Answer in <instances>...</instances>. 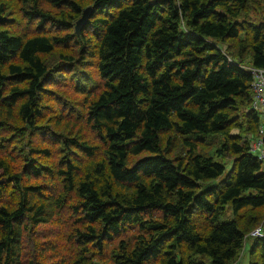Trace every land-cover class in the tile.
Segmentation results:
<instances>
[{"label":"trees","instance_id":"trees-1","mask_svg":"<svg viewBox=\"0 0 264 264\" xmlns=\"http://www.w3.org/2000/svg\"><path fill=\"white\" fill-rule=\"evenodd\" d=\"M245 66L264 0H0V264H264Z\"/></svg>","mask_w":264,"mask_h":264},{"label":"built area","instance_id":"built-area-1","mask_svg":"<svg viewBox=\"0 0 264 264\" xmlns=\"http://www.w3.org/2000/svg\"><path fill=\"white\" fill-rule=\"evenodd\" d=\"M243 69L252 77V108L257 111L260 123L257 135L249 137L250 149L257 158L264 160V68L245 66ZM253 236H261L259 228L250 233Z\"/></svg>","mask_w":264,"mask_h":264},{"label":"water","instance_id":"water-1","mask_svg":"<svg viewBox=\"0 0 264 264\" xmlns=\"http://www.w3.org/2000/svg\"><path fill=\"white\" fill-rule=\"evenodd\" d=\"M93 7L92 6H88L86 7L80 17L75 21L74 24V31L76 34H79V32L81 31V29L86 25V23L88 22V19L91 15ZM5 180V178L0 179V182H3Z\"/></svg>","mask_w":264,"mask_h":264},{"label":"rangeland","instance_id":"rangeland-1","mask_svg":"<svg viewBox=\"0 0 264 264\" xmlns=\"http://www.w3.org/2000/svg\"><path fill=\"white\" fill-rule=\"evenodd\" d=\"M81 31H82V29H81ZM248 244H249V240L245 243V247H244L243 251L241 252L238 261L235 264H247L248 263V256L246 253V248H247Z\"/></svg>","mask_w":264,"mask_h":264}]
</instances>
